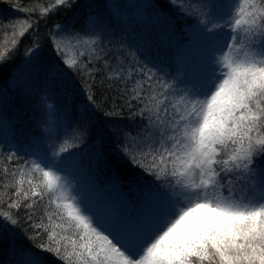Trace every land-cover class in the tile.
I'll use <instances>...</instances> for the list:
<instances>
[{"label": "snow or ice", "instance_id": "snow-or-ice-1", "mask_svg": "<svg viewBox=\"0 0 264 264\" xmlns=\"http://www.w3.org/2000/svg\"><path fill=\"white\" fill-rule=\"evenodd\" d=\"M73 3L48 0L20 10L38 9L43 19ZM168 3L194 21L192 35L209 52L190 67L178 58V75L141 57L139 48L113 51L102 42L108 28L98 17L90 29L82 26L84 36L68 29L53 34L62 64L92 82L90 107L80 113L84 128L96 108L97 72L100 87L117 91L104 114L119 116L127 108L131 119H141L135 135L121 134L117 151L144 174L143 187L132 200L75 193L58 158L79 147V126L51 158L37 151L11 169L18 154L0 158V229L10 232L17 264H45L41 253L63 264H264V0ZM3 26L12 29V39L8 46L6 33L0 46V72L34 22ZM24 223L32 248H17L12 230Z\"/></svg>", "mask_w": 264, "mask_h": 264}, {"label": "trees", "instance_id": "trees-1", "mask_svg": "<svg viewBox=\"0 0 264 264\" xmlns=\"http://www.w3.org/2000/svg\"><path fill=\"white\" fill-rule=\"evenodd\" d=\"M47 2L0 0V46L5 43L6 33L8 46L12 39V29L3 25L28 18L34 22V28L20 38L14 58L0 72V123L9 124L11 129L5 131L13 134L16 143L14 151L0 140V158L7 157L10 152L17 153L18 159L9 165L11 169L25 160H31L30 153L39 148L51 157L53 149L74 134L73 130L79 126L83 132L78 141L79 147L72 148L58 159L73 158L84 168L93 185L106 186L113 182L128 200H132L143 187L140 177L144 174L119 158L117 149L121 134L130 132L135 135L141 119H131L127 108L119 116L104 114L112 109L117 91L107 84L100 87L101 74L97 72L91 88L96 108L89 113L91 119L84 128L80 113L86 106L90 107L86 95L87 86L92 82L62 64L52 48V36L61 33L62 29L84 36L82 26L90 29L91 19L101 18L108 28L102 41L105 45L113 51H116L117 45H122L125 50L139 48L141 57L150 58L171 76L178 75L176 59L181 45L186 46L183 32L193 21L179 14L168 0H75L70 8H60L43 19L38 9L35 12L20 10L46 5ZM57 25L61 27L57 28ZM62 35L67 41L71 39L67 32ZM34 43L38 47L32 54L26 55V50L32 48ZM97 67H102V64ZM115 102L123 103L120 100ZM44 104L53 108L45 118L42 110ZM13 191L8 189V194L11 195ZM2 207L6 208V203ZM18 214L23 217L24 209ZM25 230L31 231L26 223L22 224L21 229L12 230L17 232V248H32V241L24 235ZM9 237L10 232L0 229V238L4 241L0 243V260L3 262L0 264L18 261L7 243ZM41 255L45 264H63L53 254Z\"/></svg>", "mask_w": 264, "mask_h": 264}, {"label": "rangeland", "instance_id": "rangeland-1", "mask_svg": "<svg viewBox=\"0 0 264 264\" xmlns=\"http://www.w3.org/2000/svg\"><path fill=\"white\" fill-rule=\"evenodd\" d=\"M193 24L194 21L191 25H188L185 29V32H183L185 37L184 42H186V46L181 45V51L178 57L184 58L187 67H190L194 63L202 61L209 55V52L199 44L198 38L195 35H192L191 29ZM65 42H67L66 39ZM176 60L178 62V59ZM52 109L53 108H49L48 105H43L42 110L44 111V118L46 114ZM7 124L8 123L6 122L0 123V140L4 141L10 148L15 149L16 143L14 141V138L12 137L13 134L11 132L7 134V132L5 131L7 130ZM14 151H16V149ZM37 151L41 154H45V152H43L40 148L35 152ZM30 156L32 157V159L35 158L33 153H30ZM58 167L63 169V172L61 174L66 177V179L71 184L73 191L75 193H78L81 198L85 196H88L94 200H111L113 198H126L119 189V187L113 182H110L106 186L93 185L85 174L84 168L81 167L78 161L74 160L71 157L63 160L58 159ZM14 257L15 260H20V256L18 254H16ZM0 262L3 263L1 260ZM17 262H15L14 264H17ZM8 264H10V262H8Z\"/></svg>", "mask_w": 264, "mask_h": 264}]
</instances>
